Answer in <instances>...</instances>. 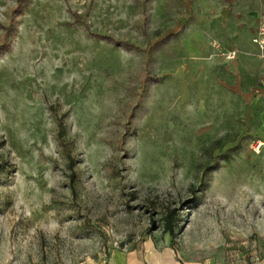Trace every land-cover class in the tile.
<instances>
[{"label":"rangeland","instance_id":"374dc122","mask_svg":"<svg viewBox=\"0 0 264 264\" xmlns=\"http://www.w3.org/2000/svg\"><path fill=\"white\" fill-rule=\"evenodd\" d=\"M207 7L235 10L0 0V264H107L146 244L264 264V72L238 69Z\"/></svg>","mask_w":264,"mask_h":264},{"label":"crops","instance_id":"0c3cea01","mask_svg":"<svg viewBox=\"0 0 264 264\" xmlns=\"http://www.w3.org/2000/svg\"><path fill=\"white\" fill-rule=\"evenodd\" d=\"M235 6L234 14L228 16L224 11H219L220 16L214 18L215 11H211V7H207V14L211 15L218 23L215 24L216 30H221L217 36L219 44L226 49H233L239 52V58L235 65L247 76L264 72L263 62L259 57V50L254 43V38L258 30V18H261L260 12L247 5L252 0H229ZM215 2V1H214ZM211 9V10H210ZM234 15V16H233ZM212 18V19H213ZM218 25V26H217ZM215 27V28H216ZM229 33H226L227 31ZM225 31V32H224ZM233 44V45H232ZM232 52V51H228ZM250 69L248 71L247 69ZM256 70V71H255ZM255 71V72H254ZM252 77V76H251ZM107 264H204L199 261H181L177 258L176 252L171 248L154 249L151 244H146L140 250H132L129 252H115L109 259Z\"/></svg>","mask_w":264,"mask_h":264},{"label":"trees","instance_id":"16d2710c","mask_svg":"<svg viewBox=\"0 0 264 264\" xmlns=\"http://www.w3.org/2000/svg\"><path fill=\"white\" fill-rule=\"evenodd\" d=\"M19 8L22 7V3H19ZM99 39L104 40V41H108V42H112V43H116L118 46H122L125 45L122 42L116 41L113 38L107 37V36H99ZM4 44H2L0 47H3ZM127 48H131L133 46H130L129 44L125 45ZM1 49V48H0ZM73 167V163L71 164ZM75 177V174H72V178ZM176 217H175V212L174 211H170L167 212L163 218V223H164V228L165 231L169 232L170 234H174L175 232V222H176Z\"/></svg>","mask_w":264,"mask_h":264},{"label":"built area","instance_id":"2783aa9c","mask_svg":"<svg viewBox=\"0 0 264 264\" xmlns=\"http://www.w3.org/2000/svg\"><path fill=\"white\" fill-rule=\"evenodd\" d=\"M254 43L258 47L260 58L264 60V15L260 19V27L256 37L254 38ZM231 58H234V56H231L230 59Z\"/></svg>","mask_w":264,"mask_h":264}]
</instances>
